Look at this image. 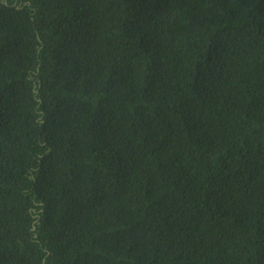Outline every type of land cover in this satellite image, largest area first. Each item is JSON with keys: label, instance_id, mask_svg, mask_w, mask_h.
Here are the masks:
<instances>
[{"label": "trees", "instance_id": "1", "mask_svg": "<svg viewBox=\"0 0 264 264\" xmlns=\"http://www.w3.org/2000/svg\"><path fill=\"white\" fill-rule=\"evenodd\" d=\"M0 264H264V0H0Z\"/></svg>", "mask_w": 264, "mask_h": 264}]
</instances>
